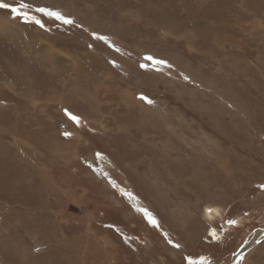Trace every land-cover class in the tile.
Segmentation results:
<instances>
[{
	"label": "rangeland",
	"instance_id": "374dc122",
	"mask_svg": "<svg viewBox=\"0 0 264 264\" xmlns=\"http://www.w3.org/2000/svg\"><path fill=\"white\" fill-rule=\"evenodd\" d=\"M24 2L44 27L0 9V264H232L264 233V0Z\"/></svg>",
	"mask_w": 264,
	"mask_h": 264
},
{
	"label": "snow or ice",
	"instance_id": "6c2138e0",
	"mask_svg": "<svg viewBox=\"0 0 264 264\" xmlns=\"http://www.w3.org/2000/svg\"><path fill=\"white\" fill-rule=\"evenodd\" d=\"M30 7V5L26 2H24V0H19L18 2V6H12L8 3H3V2H0V9H11V12L12 13H15L16 15L22 17L23 19H25L26 21L27 20H33L35 23L39 24L40 27H44L43 23H41L40 20L36 19L35 17H32L28 14L27 11H24L26 9H28ZM36 11L38 12H41L43 13L44 15L48 16V17H54L55 19L57 20H62L65 24H72L73 21L71 19H67L65 18L61 13L59 12H54V11H50L46 8H37ZM96 39H105L104 37H100V36H97ZM147 59L149 60H152L153 63L155 64H164L166 63L165 61H162V60H155L154 58L152 57H148ZM141 99H145L149 104L152 103L151 100H147L146 97H141ZM70 117V119H72L74 122L76 123H79V118L72 115L71 113H67ZM264 187V186H262ZM145 215L148 216V219H149V222L152 223L154 226H156L157 222L155 220L154 217L151 216V214L145 212ZM213 235H215V233H213Z\"/></svg>",
	"mask_w": 264,
	"mask_h": 264
},
{
	"label": "water",
	"instance_id": "95a60500",
	"mask_svg": "<svg viewBox=\"0 0 264 264\" xmlns=\"http://www.w3.org/2000/svg\"><path fill=\"white\" fill-rule=\"evenodd\" d=\"M264 239V233H262L259 237V239L257 241H255L251 246H249V248H247L245 251L240 252L236 257L235 260L232 264H241V262L244 259V256L247 254V252L251 251L255 246H257L258 243H260V241H262Z\"/></svg>",
	"mask_w": 264,
	"mask_h": 264
},
{
	"label": "bare ground",
	"instance_id": "6f19581e",
	"mask_svg": "<svg viewBox=\"0 0 264 264\" xmlns=\"http://www.w3.org/2000/svg\"><path fill=\"white\" fill-rule=\"evenodd\" d=\"M163 24V23H162ZM164 25V24H163ZM171 27V26H170ZM164 28H167L168 29V26L167 25H164ZM171 29V28H170ZM164 30V29H163ZM171 30H173V28L171 29ZM208 218L210 219V220H214V219H216L217 218V216H219L220 215V213H219V211L218 210H216V209H213L212 211H209V213H208ZM252 242H253V240H250V244L248 243L246 246H245V249H247L248 248V246L250 245H252ZM247 247V248H246ZM244 249V248H243ZM244 249V250H245ZM243 250V251H244ZM240 264V263H239Z\"/></svg>",
	"mask_w": 264,
	"mask_h": 264
}]
</instances>
